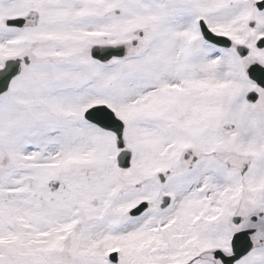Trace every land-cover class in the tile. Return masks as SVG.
I'll return each mask as SVG.
<instances>
[{
	"label": "snow or ice",
	"instance_id": "1",
	"mask_svg": "<svg viewBox=\"0 0 264 264\" xmlns=\"http://www.w3.org/2000/svg\"><path fill=\"white\" fill-rule=\"evenodd\" d=\"M0 264H264V0H0Z\"/></svg>",
	"mask_w": 264,
	"mask_h": 264
}]
</instances>
